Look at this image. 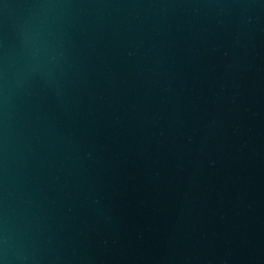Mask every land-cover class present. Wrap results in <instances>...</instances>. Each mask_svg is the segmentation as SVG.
I'll list each match as a JSON object with an SVG mask.
<instances>
[{"label": "water", "instance_id": "95a60500", "mask_svg": "<svg viewBox=\"0 0 264 264\" xmlns=\"http://www.w3.org/2000/svg\"><path fill=\"white\" fill-rule=\"evenodd\" d=\"M0 264H264V0H0Z\"/></svg>", "mask_w": 264, "mask_h": 264}]
</instances>
